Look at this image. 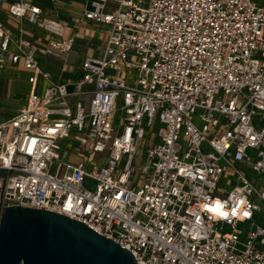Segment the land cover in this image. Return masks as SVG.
Instances as JSON below:
<instances>
[{
	"label": "built area",
	"instance_id": "obj_1",
	"mask_svg": "<svg viewBox=\"0 0 264 264\" xmlns=\"http://www.w3.org/2000/svg\"><path fill=\"white\" fill-rule=\"evenodd\" d=\"M2 1L48 39L0 20V69L31 86L0 123V218L16 205L65 215L138 264H264V189L248 177L264 175V0H88L107 42L70 83L40 66L73 50L64 23Z\"/></svg>",
	"mask_w": 264,
	"mask_h": 264
},
{
	"label": "water",
	"instance_id": "obj_2",
	"mask_svg": "<svg viewBox=\"0 0 264 264\" xmlns=\"http://www.w3.org/2000/svg\"><path fill=\"white\" fill-rule=\"evenodd\" d=\"M0 264H138L134 255L84 223L54 212L3 207Z\"/></svg>",
	"mask_w": 264,
	"mask_h": 264
},
{
	"label": "crops",
	"instance_id": "obj_3",
	"mask_svg": "<svg viewBox=\"0 0 264 264\" xmlns=\"http://www.w3.org/2000/svg\"><path fill=\"white\" fill-rule=\"evenodd\" d=\"M14 1L16 0H9V2ZM27 1L40 6L47 17L63 22L66 26L65 36L74 38V48L65 61L40 56L42 70L51 74L53 83H70L79 78L82 74V65L88 57H101L108 37L107 31L102 26L84 18L83 13L89 5L88 0H57L55 3L49 0ZM8 7L9 3L0 0V20L6 24L16 38L34 42H44L48 39L45 33L26 21L20 22L10 18ZM17 73L24 74V78L19 82L16 77ZM28 77L29 74L21 67L9 66L0 69V78L3 79L0 81V112L9 111L7 120L23 109L27 103V95L31 89ZM48 85V81L40 79L38 92L43 94ZM16 96L21 99L15 101Z\"/></svg>",
	"mask_w": 264,
	"mask_h": 264
},
{
	"label": "rangeland",
	"instance_id": "obj_4",
	"mask_svg": "<svg viewBox=\"0 0 264 264\" xmlns=\"http://www.w3.org/2000/svg\"><path fill=\"white\" fill-rule=\"evenodd\" d=\"M86 50H87V48H86ZM16 77H17V80H18V82L19 81H21V79L22 78H24V74L23 73H17L16 74ZM1 80H3V79H1L0 78V81ZM21 98H19V97H14V100L15 101H18V100H20ZM8 115H9V111H7V112H0V123L1 122H3V121H6L7 120V117H8ZM157 129V128H156ZM155 129V130H156ZM145 162V160H144V158L142 159V158H138L137 159V161H136V163L134 164V171H135V176L136 177H140V178H138L137 179V182H138V185L139 184H141L142 182H143V177H145L144 176V174L145 175H147L148 174V170H149V167L146 165V164H141V163H144ZM248 172V171H247ZM248 177L253 181V182H255V184H256V189L258 190V191H262L263 189H264V175L262 176V175H257V174H255V173H250V172H248ZM91 188H95V184H93L92 182H91V186H90ZM260 203V205L262 206V209H263V214H264V203L263 202H259Z\"/></svg>",
	"mask_w": 264,
	"mask_h": 264
},
{
	"label": "clouds",
	"instance_id": "obj_5",
	"mask_svg": "<svg viewBox=\"0 0 264 264\" xmlns=\"http://www.w3.org/2000/svg\"><path fill=\"white\" fill-rule=\"evenodd\" d=\"M224 207H225V204L220 202L219 200H217L215 202V206L213 208H211V211L213 213H219L220 217H222V218H227L229 213L226 212V211H221V209L224 208Z\"/></svg>",
	"mask_w": 264,
	"mask_h": 264
},
{
	"label": "snow or ice",
	"instance_id": "obj_6",
	"mask_svg": "<svg viewBox=\"0 0 264 264\" xmlns=\"http://www.w3.org/2000/svg\"><path fill=\"white\" fill-rule=\"evenodd\" d=\"M247 214V213H246Z\"/></svg>",
	"mask_w": 264,
	"mask_h": 264
}]
</instances>
